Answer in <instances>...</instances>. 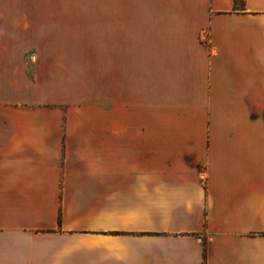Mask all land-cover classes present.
<instances>
[{
  "label": "crops",
  "instance_id": "0c3cea01",
  "mask_svg": "<svg viewBox=\"0 0 264 264\" xmlns=\"http://www.w3.org/2000/svg\"><path fill=\"white\" fill-rule=\"evenodd\" d=\"M0 264H264V0H0Z\"/></svg>",
  "mask_w": 264,
  "mask_h": 264
},
{
  "label": "rangeland",
  "instance_id": "374dc122",
  "mask_svg": "<svg viewBox=\"0 0 264 264\" xmlns=\"http://www.w3.org/2000/svg\"><path fill=\"white\" fill-rule=\"evenodd\" d=\"M33 73V72H32ZM62 81L58 90L62 93L74 94L76 91L79 96L85 99L80 102V110H93L96 116H101L102 94H103V72H54ZM101 121V119L99 120ZM205 254V253H204Z\"/></svg>",
  "mask_w": 264,
  "mask_h": 264
},
{
  "label": "trees",
  "instance_id": "16d2710c",
  "mask_svg": "<svg viewBox=\"0 0 264 264\" xmlns=\"http://www.w3.org/2000/svg\"><path fill=\"white\" fill-rule=\"evenodd\" d=\"M58 222H59V224H61V222H62V215H61V213L59 215ZM205 256H206V254H205Z\"/></svg>",
  "mask_w": 264,
  "mask_h": 264
}]
</instances>
